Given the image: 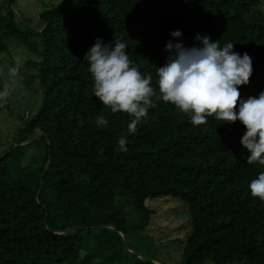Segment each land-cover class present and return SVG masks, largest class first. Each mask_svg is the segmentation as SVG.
I'll return each instance as SVG.
<instances>
[{"label":"trees","instance_id":"1","mask_svg":"<svg viewBox=\"0 0 264 264\" xmlns=\"http://www.w3.org/2000/svg\"><path fill=\"white\" fill-rule=\"evenodd\" d=\"M16 2L0 0V54L16 41L38 56L44 98L19 130L18 146L0 157V264H160L133 245L155 214L146 202L165 197L186 205L191 232L181 264H264V202L248 189L264 168L247 163L241 123L209 117L194 126L174 105L156 101L128 134V151L119 152L129 117L93 96L83 61L96 38L123 37L155 84L168 40L198 46L193 37L206 34L251 57L252 75L239 91L241 98L258 96L261 0H61L40 14L39 31L17 25ZM176 29L180 38L170 36ZM98 115L106 126L96 127ZM38 141L40 152L25 160L23 148ZM12 157L16 167L6 163Z\"/></svg>","mask_w":264,"mask_h":264},{"label":"clouds","instance_id":"2","mask_svg":"<svg viewBox=\"0 0 264 264\" xmlns=\"http://www.w3.org/2000/svg\"><path fill=\"white\" fill-rule=\"evenodd\" d=\"M170 36L180 38L182 32L176 29ZM193 40L198 46H185L182 40L165 43L164 51L169 55L162 66H156L155 84L152 75L143 74L130 58L123 37L107 43L98 37L84 53L93 96L111 113L129 117L126 133L117 140V150L128 151V134H135L156 101H162L174 105L194 126L206 125L209 117L229 124L239 121L245 128L239 142L248 152L247 163L264 168V90L246 99L239 91L252 75L251 57L235 51L231 41L221 45L199 33ZM7 95V88L0 91V99ZM94 120L98 128L108 124L104 115ZM248 189L252 197L264 202V170L251 179Z\"/></svg>","mask_w":264,"mask_h":264},{"label":"rangeland","instance_id":"3","mask_svg":"<svg viewBox=\"0 0 264 264\" xmlns=\"http://www.w3.org/2000/svg\"><path fill=\"white\" fill-rule=\"evenodd\" d=\"M60 1L17 0L13 7L15 21L22 30L39 31L40 14ZM262 3L264 9V0H261ZM37 41L34 39V43ZM38 61V56L16 41L10 43L7 52L0 54V91L8 90L7 97L0 99V157L17 145L19 130L39 112L43 104V88L35 79ZM42 145L43 142L38 141L23 148L25 160L37 155ZM6 163L15 167L18 165L14 157L6 158ZM146 205L155 214L144 230L145 238L133 245L134 253L160 264H181L182 249L191 232L185 203L165 197L149 200ZM204 264L213 263L207 261Z\"/></svg>","mask_w":264,"mask_h":264},{"label":"water","instance_id":"4","mask_svg":"<svg viewBox=\"0 0 264 264\" xmlns=\"http://www.w3.org/2000/svg\"><path fill=\"white\" fill-rule=\"evenodd\" d=\"M34 138H36V132L34 133Z\"/></svg>","mask_w":264,"mask_h":264}]
</instances>
